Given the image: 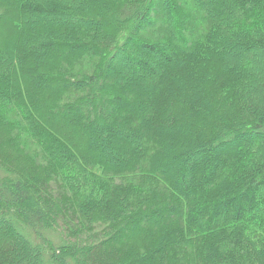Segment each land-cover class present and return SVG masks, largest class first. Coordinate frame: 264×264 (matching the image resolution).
<instances>
[{"label": "trees", "instance_id": "1", "mask_svg": "<svg viewBox=\"0 0 264 264\" xmlns=\"http://www.w3.org/2000/svg\"><path fill=\"white\" fill-rule=\"evenodd\" d=\"M0 264H264V0H0Z\"/></svg>", "mask_w": 264, "mask_h": 264}, {"label": "rangeland", "instance_id": "2", "mask_svg": "<svg viewBox=\"0 0 264 264\" xmlns=\"http://www.w3.org/2000/svg\"><path fill=\"white\" fill-rule=\"evenodd\" d=\"M202 2L203 1H205V0H201ZM152 20V19H151ZM194 21V20H193ZM194 22H196V21H194ZM154 29H156L157 31L156 32H161L159 29L161 28V27H157V26H154L153 27ZM206 28H207V25H206ZM207 30V29H206ZM114 62V64H115V66H116V64H117V61H116V59H115V61H113ZM129 66V65H128Z\"/></svg>", "mask_w": 264, "mask_h": 264}]
</instances>
